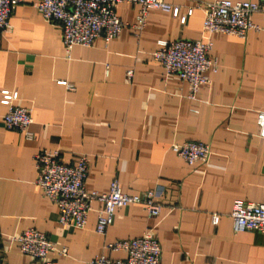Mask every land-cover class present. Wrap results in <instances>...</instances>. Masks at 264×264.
Masks as SVG:
<instances>
[{"label": "crops", "instance_id": "1", "mask_svg": "<svg viewBox=\"0 0 264 264\" xmlns=\"http://www.w3.org/2000/svg\"><path fill=\"white\" fill-rule=\"evenodd\" d=\"M37 1L17 4L0 34V92H15L13 104L30 111L32 135L26 140L6 130L0 104V264H27L9 241L26 229L42 233L56 251L64 249V256L49 255L57 264H90L104 243L136 238L147 228H153L162 264H264V232L235 234L229 218L235 201L264 205V140L256 124L264 112V15L252 16L259 30L245 39L210 35L208 56L217 71L208 72L210 83L190 100L187 83L165 75L151 53L159 40H202L203 13L196 5L211 0H162L179 16L189 8L193 13L182 24L150 11L138 36L131 28L136 7L118 4L114 13L125 26L114 39L104 44L98 38L67 53L59 25L34 10ZM185 141L209 145L207 166H188L169 150ZM42 149L56 150L65 165L84 156L86 191L104 194L112 180L127 195L155 191L159 217L124 207L98 236L101 205L93 202L83 228L60 226L55 206L34 185L33 156Z\"/></svg>", "mask_w": 264, "mask_h": 264}, {"label": "built area", "instance_id": "2", "mask_svg": "<svg viewBox=\"0 0 264 264\" xmlns=\"http://www.w3.org/2000/svg\"><path fill=\"white\" fill-rule=\"evenodd\" d=\"M21 1L0 0V34L7 27L9 15ZM118 4L136 7L134 23L131 25L136 36L143 30L146 16L150 11L167 13L182 24L193 13V8H189L184 16H179L178 8L171 7L162 0H38L33 7L43 21L59 25L61 44L67 53L73 46L89 47L98 38L104 44L114 39L125 26L114 13V8ZM196 8L203 13L202 29L205 37L197 41L159 40L151 53V60L162 68L165 75L175 76L187 83L190 100H195L200 88L210 83L208 72L217 71L216 63L208 56L212 49L210 35L221 34L245 39L248 32L258 31L259 28L251 18L255 14L264 15V0L257 2L211 0L197 4ZM131 78L132 70L128 69L124 74V82L129 83ZM59 84L65 85L63 82ZM16 98L15 92H0V104L6 107L2 124L6 130L16 131L22 134L24 139L30 140L32 138L28 131L31 123L30 111L15 106L13 102ZM256 124L257 136L264 140V112L257 114ZM169 150L188 166L205 167L211 156L209 145L199 141L173 144ZM33 162L37 171L34 185L55 206L60 226L83 228L93 202L101 205L96 211L94 224V233L98 236H104L112 223L114 211L124 207L139 206L148 219L155 220L159 217L161 204L153 190L127 195L122 193L118 183L112 180L104 194L86 191L84 180L87 164L84 156L77 157L72 165H65L59 162L56 150L42 149L34 154ZM229 218L235 234L264 232V205L235 201ZM210 221L216 226L219 216L211 215ZM152 229H145L136 238L104 243L102 252L90 264H162L159 260L160 247ZM9 241L20 254L27 257V264H57L49 255L51 253L65 255L63 248L56 251L52 243L34 229H26L10 237ZM103 251L123 252L125 257L122 260L110 259Z\"/></svg>", "mask_w": 264, "mask_h": 264}]
</instances>
